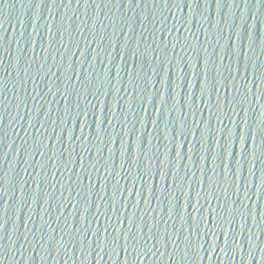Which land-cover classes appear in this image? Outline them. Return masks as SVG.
I'll list each match as a JSON object with an SVG mask.
<instances>
[{
    "label": "water",
    "instance_id": "95a60500",
    "mask_svg": "<svg viewBox=\"0 0 264 264\" xmlns=\"http://www.w3.org/2000/svg\"><path fill=\"white\" fill-rule=\"evenodd\" d=\"M88 3L91 7L85 4L84 0L79 2L78 0H0V80L6 84L3 91H0V209L4 211L3 218L0 219V224L3 225L0 227V264H96L98 260L100 264H264V252L261 251V248H264V222H261L259 212V205L261 211H264V198L257 201L255 222L249 217L241 231V224L239 220L237 221L236 231L240 233L238 239L241 240V247L233 249L230 245L226 246L223 234L220 233L213 252L212 237L208 239L205 237L204 241L197 242L202 243V246L195 261L182 259L183 243L180 249H176L168 241L167 233L179 243L183 236L187 235V224L184 223L183 231L182 221L167 215L166 200L158 202L153 196L148 205L143 203L144 194L150 196L149 188L152 186L153 189L156 187L158 195L162 194L164 184L167 187V184L170 185L172 182L171 174L166 181L158 174L149 175L144 193V184L140 185L138 173L147 156H151L153 166L159 168L160 158H164L163 143L168 144L170 138L175 136V118H177V126L179 120L183 119L184 97L190 100L191 94H195L196 104L203 108L202 112H196L195 119L202 122L211 119V123L219 127L216 117L199 100L201 88H204L205 99L210 96L213 104L216 101L217 93L209 92L211 85L205 84L206 76L208 80L214 79L217 82L226 78L227 88L224 84H219L221 100L224 97L228 99L235 97L237 107L240 106L241 97L236 93L233 85L239 87L241 92L250 88L251 104L246 101L243 105L246 111L241 108L238 113L231 112L226 104L224 108L230 112L233 119H236L237 128L245 118L248 120L249 129L252 125H256L260 112L264 111V94H261L264 82L256 79L261 72H264V0H169L168 4H164L163 0L159 2L140 0L136 4V0H132L134 6L130 5L129 0H111V2L95 0L94 3L93 0H88ZM124 33L129 35L130 43L133 41L131 49L129 47L124 58H121L119 44L125 43ZM135 38L141 40L138 56L144 53L146 44H151L156 51L149 50L147 55L140 56L139 59L133 57L132 50L137 48ZM114 43L116 47L112 46ZM173 43L177 44L175 49L172 48ZM181 45H184L187 51L183 50ZM107 48L113 53L111 62L107 58ZM81 49L84 50L83 56ZM94 51L96 59L92 63ZM69 57H72L73 70L77 73L81 72V78L84 74L86 79L96 81L99 79L98 74L103 73L106 64L109 65L110 75L113 78L108 88L102 90L106 94H101L99 100L97 96L91 94V91L85 92L82 88L80 97L73 93L72 98L67 101L69 104L72 103L73 115L77 102L80 103L81 109L89 104L87 117L89 120L94 113L100 117L107 113L111 118L117 106L119 119L113 120L115 127L109 128L110 132H122L124 129V123L121 122L125 121L123 108L128 112L129 128L139 129L141 127L138 124L139 116L143 118L145 141L141 149L138 150L136 143L139 132L133 137V154L138 152V160L135 163L132 164L130 156L131 132L129 137H123L125 144L129 146L124 168H120L123 159L120 155V135H117L115 142L109 145L112 149L111 160L108 159L109 148L105 139L101 145L100 162L96 161L95 146L92 147V151L87 152L78 140L75 144L68 143L67 127L73 129V140L81 134V129L74 121H69L68 125L65 124L64 129H61L59 114L63 115L66 101L58 93L55 95L53 93L56 92L57 87L61 90L65 87L63 77L59 79L58 65L67 67L70 62ZM140 65L143 66L142 71ZM134 66L136 71H141L142 76L146 73L150 81L147 90L141 94L144 100L139 99L135 94L129 95L131 85L127 71L133 70ZM25 69L28 71L26 72ZM38 70L42 72L43 77L37 75L33 80L30 74ZM90 73L92 76L89 75ZM169 75L174 86L182 84L181 88H175L173 100L165 87ZM26 76L28 78L25 83ZM182 76L184 79L181 80ZM187 78L191 84L190 88L186 87ZM72 79L76 80L75 71ZM254 79L260 88L255 87ZM76 82V87L80 88L79 80ZM140 83L143 87V80ZM50 84L51 89L48 87ZM125 86H128L129 91H125ZM91 87L90 85L89 88ZM159 90L162 93L160 96H158ZM100 91L101 89H98L97 93L99 94ZM252 93L261 98L256 100ZM164 96L169 103L168 108L175 105V109L170 112L165 109L164 114L161 110L158 114L155 109L160 106ZM104 103L108 106L105 112ZM92 105H96V110ZM144 107L147 111H143ZM190 108V104L186 105L185 111L188 112V124L193 125L194 117ZM81 119L83 120L84 117L81 116ZM154 119H157V125H153ZM164 121L169 125L170 133L167 134V138L161 131V128H164ZM106 124L105 121L102 127ZM224 124L233 127L227 116L224 117ZM242 126L246 127V125ZM200 127L205 128L206 123H201ZM94 129L95 125L92 128H85L84 133L91 136ZM149 139L150 145H148ZM187 139L189 144L185 141L181 149L182 158L179 161L178 173L183 175L187 172L188 169L185 167L187 164L189 168L195 170L196 177L199 178L201 173L198 165L203 164V161L199 160V155L202 152L192 150V144L197 137L189 134ZM253 144H261L259 133L255 142L249 139L250 161L253 159L251 155ZM145 145L151 148L150 152H147ZM261 146L264 147V144ZM158 147L161 148V156L157 154ZM199 147L197 141L194 148ZM236 151L237 154L242 151L239 143L236 144ZM69 152L72 153V158L76 157L75 162L69 158ZM81 152L84 156L83 166L79 161ZM63 155L65 160H69L66 167L60 160V156ZM189 155L191 159L188 158ZM257 156L259 157V149ZM51 157L53 161L59 162L60 167L52 164ZM174 157V146H172L169 159L173 163ZM104 158L112 164V174L107 180L104 179V176L108 175L103 166ZM41 164H44L45 168L41 169ZM94 165L100 170L92 171ZM205 166L207 167V161ZM251 166L250 164L249 167ZM261 169H264V157L257 159L254 164L256 173L253 177L254 183L256 178L260 177ZM247 176V164H245L242 181L243 177ZM206 177L207 173L205 179ZM117 179L125 188L133 184L134 192L136 187L141 188L137 223H140L139 217L144 208H148L149 215L148 212L144 213V226L139 238L143 240L144 236V242L147 243V234L151 235L152 232L159 231L157 235L159 243H156L155 239L148 241V246L152 247L155 255L145 249L144 259H138L134 253L126 256L122 248L117 256L114 253L109 255L108 251L111 249L98 248L96 237H92L91 247L88 246L89 237L92 236L91 229L88 228L87 218L84 223V216H79V206L73 207V203L81 193L90 200L87 216L92 220V228H100L103 234L105 225L116 222L117 214L110 208L109 198L112 196V188ZM134 180L136 185L133 183ZM72 181L76 183L72 185V189H69ZM185 187L187 188V182ZM195 187L199 190L200 185L197 183ZM100 195L104 196V200H100ZM123 195L128 197L129 193H122L121 198ZM193 197L195 204V193ZM253 199L256 200V197L254 196ZM53 201L56 202L55 207ZM59 201L64 205L63 211H60ZM105 201L109 203V207ZM4 202H7V205ZM135 202V196L129 197V207L120 206L121 214L133 211L130 206ZM180 203L182 205L186 203L184 197H181ZM97 204L101 206L97 208ZM6 206L7 208H4ZM84 207L82 202V212ZM207 207L205 205V209ZM250 209L251 200H249ZM190 211V205L188 209L182 208L185 220ZM105 212L112 216V222L107 220ZM42 214L43 218H41ZM93 214L99 215V221L93 217ZM204 215L207 216L206 211ZM156 219L160 220V224L150 232L147 224H152ZM116 227L126 230L128 225L127 222L117 223ZM76 228L80 231L76 232ZM177 228H180V231L176 236ZM84 229H87V234L83 237L82 246L81 237ZM111 230L110 227L109 231ZM249 236L255 245L252 256H249ZM120 243L124 245L123 237ZM9 247L11 251L8 250ZM97 252L101 253V259L97 256ZM161 252L164 254L162 257ZM189 255L194 256V253L190 252Z\"/></svg>",
    "mask_w": 264,
    "mask_h": 264
},
{
    "label": "snow or ice",
    "instance_id": "6c2138e0",
    "mask_svg": "<svg viewBox=\"0 0 264 264\" xmlns=\"http://www.w3.org/2000/svg\"><path fill=\"white\" fill-rule=\"evenodd\" d=\"M79 2V0H78ZM95 0H93V3ZM108 2H111V0H108ZM140 0H136V4H138ZM159 2V0H157ZM169 0H163L164 4H168ZM85 4H88L89 7H91V4L88 3V0H84ZM130 5H133L132 0H129ZM134 6V5H133ZM115 26V23L113 24ZM82 30V29H81ZM163 31V29H161ZM170 31V29H169ZM116 34H119V32H116ZM63 33L61 32V36ZM125 36V43L122 45L119 44V55L121 58H124L126 54V50L130 47V38L129 35L124 33ZM103 38V37H101ZM137 48L136 50H132V56L137 57L138 59L140 56L147 55L148 51L151 50L152 52L156 51L152 47L151 44L145 45V51L144 53L139 52V47L141 44V40L135 38ZM177 42H179V38L177 37ZM97 43H99L97 41ZM113 47H116V43L112 45ZM177 46L176 43L172 44V48L175 49ZM181 48L185 51L187 49L184 47V45H181ZM83 49H81V56H83ZM107 58L109 62L113 59V53L109 51L107 48ZM96 59V54L94 51V56L92 58V63H94ZM156 59H159V56H156ZM72 57H69V63L67 67L65 65L60 67V74L59 79L61 80V77H63V82L65 87L63 90H61L60 87H57L56 92L53 93L55 95L58 93L60 96L64 97L66 104L63 111V115L61 116L59 114V121L60 125H62L61 129H64V125L69 123V121H74L75 124H77L81 129V134L79 136H76L75 140L72 138L73 129L67 127L66 132L68 133V143L75 144L76 141H80V144L82 145L84 151H92V147H96V161L100 162V156L102 155V149L101 145L105 142H107V147L109 148L110 144H113L115 142V139L117 135H120V155L123 158L120 163V168L125 167V160L128 158L126 157V151L128 150L129 146L123 139L124 136L129 137V132L132 133V142H131V149H130V156L132 164L135 163L138 160V152L134 155L133 154V137L137 135L139 132V135L137 137V147L138 150L141 149L142 144H144L145 137L143 136L144 132V121L143 118L139 116L138 124L141 125L139 129L137 127L135 128H129L128 124L129 121H127V114L128 112L123 108L122 111L125 116V121H121L124 123V129L122 132H110L109 128H114L115 123H113V120H118L119 115L117 114V106L114 115L110 118L107 113L103 115V117L97 116L95 113L91 120L87 119L89 115V104H86V106L81 109L80 103L77 102L76 104V111L73 115L72 111V103H67L69 98H72L73 93L76 94L77 97H80V89L82 88L85 92L91 91V94L93 96H97V99L99 100V96L103 93L102 90L104 88H108L109 83H111V80L113 79L110 75V69L109 65H105V68L103 70L102 74H98L99 79L96 81H93L92 79H86L84 74L81 78V72L77 73L76 70H73L72 63H71ZM81 63V61H79ZM115 66V65H114ZM195 67V65H194ZM141 71L143 70V66L140 65ZM27 72L28 69H25ZM73 71H75L76 80L73 81ZM141 71H136L135 66L133 70L127 71V75L129 77V84L131 85V91H129L128 86H125V91H129V95L132 96L135 94L136 97H139V99L144 100V96L141 94L144 93L147 88L148 84L150 83L149 79L147 78V74L144 73V75H141ZM31 78L33 80L36 79L37 75H40L41 78L43 77L42 72L39 70L37 72H32ZM55 75V73H53ZM92 76V73L89 74ZM27 76L25 77V83L27 81ZM184 79V76L181 77V80ZM256 79H259L261 82H264V72H261ZM256 79H254L255 87L260 88V85L256 83ZM77 80H79L80 88H77ZM143 80L144 84L143 87L141 86L140 81ZM224 84V86L227 88L228 81L225 78L223 81H215L208 80V77H205V84H210L211 87L209 88V92H216V101L215 104L211 102V97L206 100L205 94H204V88H201V95L199 97L200 103L202 105H205L208 107L209 111L212 112V115L216 117L217 124L213 125L211 123V119H209L207 122H202L198 119H195L196 112L197 111H203V108H201L199 105L196 104L197 97L195 94H191L190 100L186 99V97L183 98V108H184V116L183 119L179 120V126H177V118H175V136L171 137L168 144H164L162 148L163 151V159L160 158V166L157 169L153 166V163L151 162L152 157L147 156V152L151 151V148L146 146L147 152L145 155L147 156L146 162L145 160L142 163V166L139 168V182L140 185L143 183V192L145 193V185L147 184V177L149 175H160L164 178V181L166 179L168 180V176L171 174L172 182L171 184H167V187L164 184L163 192L161 195L157 194L156 187L153 189V186L149 188V192L151 193L150 196H143V203L148 205L154 196L155 199L159 202L161 200H166L168 207H167V215L172 219H179L182 221L181 227L184 229V223L187 224V235L183 236V239L177 241V239H173L172 235L167 233L168 235V241L176 247V249H180L181 243H183V255L182 259L188 258L195 261L196 257L199 255V248H201L202 243L198 244L197 242L200 240L207 239L211 236V249L212 252L216 249L217 245V238L218 234L222 233L224 237V243L226 246H229L233 249L241 247V240L238 239L240 236V233L236 231V224L239 220L241 224V231L244 228V225L248 222V218L251 217V219L255 222L256 221V213H257V201H259L261 198H264V169H261V175L260 177L256 178L255 183L253 182V177L256 175L254 172V164L257 159L260 157H264V147L261 146V144H264V111H261L259 114V117L256 120V125H252V127L249 129L247 127L248 120L245 118L242 120V122L239 125V128L236 127V119H233L230 112L224 108V105H228L230 107L231 112L238 113L241 108L243 111H246V109L243 107L244 102H248L251 104V100H249V93H251V89H247V91L241 92L239 87L235 88L236 93L241 97L239 100V107H237V102L235 100V97L232 99H228L227 97H224L223 100H221L220 94H219V84ZM199 84H201V81L199 80ZM92 86L89 88V86ZM253 85V81H252ZM6 87V84L0 80V91H3V89ZM49 89H51V84L48 85ZM114 85L112 86V88ZM167 88V91L169 92L171 100L174 99L173 93L175 92V88L182 87V84L173 85V82L171 81V76L169 75V81L165 85ZM186 87H191L190 82L186 81ZM92 89H95L94 91ZM101 89L99 94L97 93V90ZM120 89H117L119 91ZM261 94H264V89H261ZM162 95V93L159 90L158 96ZM180 95V93H179ZM252 95L256 100H259L261 96L256 95L255 93ZM154 96V95H153ZM153 96L151 97V102L153 100ZM86 99V96L84 97ZM91 103V102H89ZM156 103V101H155ZM168 102L165 100V96L160 101V106L156 107V112L159 114L161 110L168 109V111H173L175 109V105H173L172 108H168ZM190 104L191 108V115L194 117L193 125H189L187 121V115L188 112L185 111L186 105ZM93 108L96 110V105H92ZM107 104H103V109L105 112V108H107ZM131 108V106H130ZM132 109V108H131ZM215 109V111H212ZM136 111L135 109H133ZM143 111H147V108L144 107ZM181 111V109H180ZM223 113V115H221ZM81 116L84 117V119H81ZM227 116L229 118V121L231 124H233V127H229L228 125L224 124V117ZM79 118V119H77ZM107 122L105 127H102V124L104 122ZM55 122V121H54ZM132 123V122H131ZM153 125H157L158 121L157 119L152 120ZM206 123L205 128H201L200 124ZM95 125V129L92 131V135L89 136V134L84 133L85 128H92V126ZM223 125V126H222ZM242 125H246V127H243ZM110 126V127H109ZM258 126V127H257ZM161 131L163 132V136L167 138V134L170 133L169 131V125L167 121H164V128H161ZM198 133V135H197ZM257 133H259L261 138V144L256 145L253 144L251 155L253 159L249 160L250 155V146H249V139H251L253 142H255ZM191 134L194 137H197L200 147L198 149L194 148V144H192V150L196 152H202L201 155H199V160L203 161V164L198 165V170L201 173V176L199 178L196 177L195 170L189 168V166L186 164L185 167L188 169L187 172H184L183 175L178 173V166L179 161L182 158L181 149L185 144V141L187 144H189V141L187 139L188 135ZM59 138V134H57ZM150 136V133H149ZM178 137L180 139H178ZM99 141V143H97ZM95 142V143H94ZM65 143V141H64ZM239 143L241 146L242 151L237 154L236 151V144ZM151 144V140L149 139L148 145ZM247 145V146H246ZM174 146V152L175 157L173 158L175 162L173 163L169 159V151L170 148ZM156 147V146H155ZM257 149H259V157L257 156ZM157 154H160L161 156V148H157ZM185 155V154H184ZM112 157V149L109 148V156L108 159L111 160ZM69 158L72 159V162H75L76 157L72 158V153L69 152ZM191 159L192 157L189 155L188 157ZM52 164H54L55 167H60L59 162L53 161L52 157ZM60 160L63 161L65 167L69 163V160L64 159L60 156ZM83 152L80 153V162L83 166ZM207 161V167L205 166V162ZM245 164H247V171L248 176L243 177L242 181V173L244 171ZM252 165L249 167V165ZM103 166L106 170V173L108 175L104 176V179L107 180L108 177L112 174V164H109L107 160L104 158L103 160ZM132 166V165H131ZM45 168L44 164H41V169ZM131 168V167H130ZM128 171V175L129 173ZM100 169L93 166L92 171H99ZM72 171V169H70ZM87 171V169H85ZM189 172H191V175H189ZM210 172V174H209ZM205 173H207V177L205 179ZM91 173H89L90 176ZM121 176V174H120ZM128 176L125 177L127 179ZM259 180V182H257ZM39 183V180L37 181ZM185 182H187V188L185 187ZM75 181H72V183L69 185V189H72V185L75 184ZM133 183L136 185V181L134 180ZM200 185L199 190L196 189V184ZM53 187L55 185L53 184ZM92 186L90 185V188ZM105 187V185H104ZM124 192H128L129 196L125 197L123 195V198H121V194ZM81 193V192H78ZM119 193L120 195H117ZM193 193H195V200L196 203H193ZM222 194V195H221ZM135 196L136 202L134 204L131 203L130 208L133 209L131 212H123L121 214V208L122 205L123 208L129 207V197ZM256 197V200L253 199V197ZM181 197H184L186 203L181 204L180 200ZM36 198V197H35ZM100 200H104V196L100 195ZM110 200V208L113 210L114 213L117 214L116 216V222L111 223L110 225H105L103 234L101 233L100 228H92V220L88 218L87 213L89 212L90 207V200L87 199L83 193H81L80 197L76 198V202L73 203V207L79 206V216H84V223L86 222L87 218V225L88 228L91 229L92 236L89 237L88 240V246L91 247L92 244V237H96L97 240V247L103 249H111V251H108L109 255H112L113 253L117 256L121 250L126 253V256H131L133 253L135 254L136 258L138 259H144L145 249L148 253H152V255H155V253L152 251V247L148 246V241L155 239L156 243H159L157 240V235L159 231L152 232L151 235L147 234V243L144 242V236L143 240L139 238V236L142 235V228H143V220H144V213L148 212V208L143 209V213L140 215V223H137V207L141 202V188H137L135 192L133 191V184L131 186L127 185L121 186L119 179L116 180V183L113 185L112 188V196L109 198ZM249 200H251V209L249 210ZM213 201H215V204H213ZM85 205L83 208V212L81 211V203ZM61 207L60 211H63V203L59 201ZM107 206L109 207V203L105 201ZM4 204L7 205V202H4ZM56 202L53 201V207H55ZM191 206L190 213H187V219L185 220L184 213L182 212V208H187ZM205 205L208 207L205 209ZM255 205V207H253ZM97 208H99L101 205L97 204ZM4 208H7L4 207ZM205 211L207 212V216L204 215ZM259 212L261 213V222H264V211H261L260 205H259ZM4 211L0 209V219L3 218ZM107 220L112 222V216L108 215L107 212L104 213ZM149 215V212H148ZM93 217L97 221H99V215L93 214ZM43 218V214L42 217ZM152 218V214H151ZM153 221V218H152ZM127 222V229H122L116 227V224H124ZM165 223H167V220H165ZM160 224V220L156 219L155 222H152V224H147V227L149 228L150 232L151 229L157 228ZM203 225V227H201ZM227 225V227H225ZM25 226H27V220H25ZM0 227H3L2 224H0ZM13 227H15V223L13 222ZM111 227V231H109V228ZM76 232H79L80 229L76 228ZM180 231V228H177L175 231L176 236L177 233ZM97 232H99V235L97 236ZM113 233H116L113 235ZM87 234V229H84L83 235L81 237V245L83 246V237ZM27 235V233H25ZM121 237L124 239V245L122 246L120 243ZM198 237V238H197ZM57 243H60V241H57ZM249 256H252L253 249L255 245L253 244V241L251 240V236H249ZM129 246H131V251H129ZM165 246V241H164ZM11 251V248L8 249ZM226 250V249H221ZM261 251L264 252V248H261ZM194 253V256H190L189 253ZM209 254V253H208ZM164 254L163 252L160 253V256L162 257ZM97 256L101 259V253L97 252ZM96 264H100V261L98 260Z\"/></svg>",
    "mask_w": 264,
    "mask_h": 264
}]
</instances>
